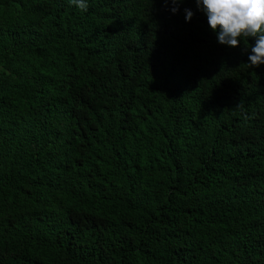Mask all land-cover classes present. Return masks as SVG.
<instances>
[{
    "label": "trees",
    "instance_id": "1",
    "mask_svg": "<svg viewBox=\"0 0 264 264\" xmlns=\"http://www.w3.org/2000/svg\"><path fill=\"white\" fill-rule=\"evenodd\" d=\"M171 7L0 0V264H264V64Z\"/></svg>",
    "mask_w": 264,
    "mask_h": 264
},
{
    "label": "clouds",
    "instance_id": "2",
    "mask_svg": "<svg viewBox=\"0 0 264 264\" xmlns=\"http://www.w3.org/2000/svg\"><path fill=\"white\" fill-rule=\"evenodd\" d=\"M77 8L87 11L88 0H68ZM166 6L171 4L170 11H179V5L185 0H161ZM197 8L207 17V24L216 33L217 42L236 48L241 45V38L254 40L251 47L245 46L242 51L249 52V67L264 64V0H194ZM185 20L190 21L194 13L184 9ZM236 108L241 111L244 120L249 116L244 104L239 101Z\"/></svg>",
    "mask_w": 264,
    "mask_h": 264
},
{
    "label": "rangeland",
    "instance_id": "3",
    "mask_svg": "<svg viewBox=\"0 0 264 264\" xmlns=\"http://www.w3.org/2000/svg\"><path fill=\"white\" fill-rule=\"evenodd\" d=\"M20 63L17 65V68H20L21 70H23L24 68H22V65H23V60H20L19 61Z\"/></svg>",
    "mask_w": 264,
    "mask_h": 264
}]
</instances>
